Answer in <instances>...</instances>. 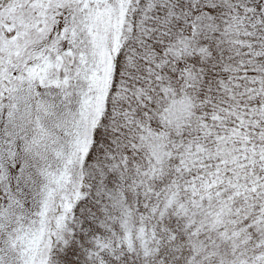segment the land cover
<instances>
[{"label":"snow or ice","instance_id":"obj_1","mask_svg":"<svg viewBox=\"0 0 264 264\" xmlns=\"http://www.w3.org/2000/svg\"><path fill=\"white\" fill-rule=\"evenodd\" d=\"M0 264H264V0H0Z\"/></svg>","mask_w":264,"mask_h":264}]
</instances>
